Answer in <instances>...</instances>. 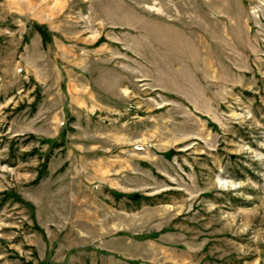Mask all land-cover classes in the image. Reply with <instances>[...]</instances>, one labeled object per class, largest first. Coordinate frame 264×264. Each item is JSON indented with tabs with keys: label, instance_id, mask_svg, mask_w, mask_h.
<instances>
[{
	"label": "rangeland",
	"instance_id": "rangeland-1",
	"mask_svg": "<svg viewBox=\"0 0 264 264\" xmlns=\"http://www.w3.org/2000/svg\"><path fill=\"white\" fill-rule=\"evenodd\" d=\"M0 264H264V0H0Z\"/></svg>",
	"mask_w": 264,
	"mask_h": 264
}]
</instances>
